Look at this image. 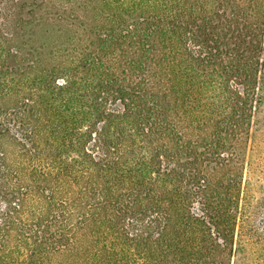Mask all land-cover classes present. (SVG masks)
<instances>
[{"label":"trees","instance_id":"1","mask_svg":"<svg viewBox=\"0 0 264 264\" xmlns=\"http://www.w3.org/2000/svg\"><path fill=\"white\" fill-rule=\"evenodd\" d=\"M0 264H264V0H0Z\"/></svg>","mask_w":264,"mask_h":264}]
</instances>
